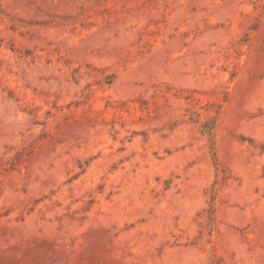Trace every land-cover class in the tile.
<instances>
[{
  "label": "rangeland",
  "instance_id": "obj_1",
  "mask_svg": "<svg viewBox=\"0 0 264 264\" xmlns=\"http://www.w3.org/2000/svg\"><path fill=\"white\" fill-rule=\"evenodd\" d=\"M0 264H264V0H0Z\"/></svg>",
  "mask_w": 264,
  "mask_h": 264
}]
</instances>
